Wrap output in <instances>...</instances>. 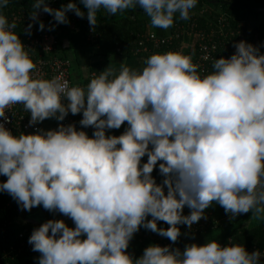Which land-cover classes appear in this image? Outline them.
<instances>
[{
  "label": "clouds",
  "instance_id": "clouds-1",
  "mask_svg": "<svg viewBox=\"0 0 264 264\" xmlns=\"http://www.w3.org/2000/svg\"><path fill=\"white\" fill-rule=\"evenodd\" d=\"M80 3L90 26L101 9L116 15L139 6L152 27L167 30L176 18L190 19L198 0ZM8 4L0 0V9ZM32 7L34 23L41 9L58 24L69 22L68 12L85 17L75 3L54 10L45 0H34ZM16 27L0 11V117L23 105L29 126L82 113L80 125L96 129L92 138L75 124L13 135L0 123V176L7 177L0 192L22 210L42 205L75 225L49 220L33 230L28 243L41 254L37 264H261L259 250L249 253L240 244L221 246L216 240L183 251L153 245L138 259L126 252L141 227L176 242L178 225L191 228L213 202L233 219L250 211L264 219V54L259 47L235 44V54L216 59L207 75L200 74L191 55L167 52L151 55L142 69L109 66L86 87L69 86L63 73L44 79L34 71L32 50ZM125 122L119 137L106 134ZM160 161L165 179L157 185L151 174ZM186 206L189 215H183ZM158 221L170 227L158 228Z\"/></svg>",
  "mask_w": 264,
  "mask_h": 264
},
{
  "label": "crops",
  "instance_id": "crops-1",
  "mask_svg": "<svg viewBox=\"0 0 264 264\" xmlns=\"http://www.w3.org/2000/svg\"><path fill=\"white\" fill-rule=\"evenodd\" d=\"M23 1L24 0H9L8 7L5 9H0V11H2L6 15V17L7 15L9 16L16 11L23 12ZM70 1L71 3H75L78 7H80L82 11L86 10L80 3V0ZM212 1L219 2L218 0ZM244 1L255 3L258 0ZM45 3L46 6L54 10H59L62 7L58 5L57 0H47L45 1ZM220 5L221 3L219 2V4H211L210 6H208L204 3L202 4V0H198L196 7L191 10L190 19L181 20L180 22L179 19L176 18L179 22L176 21V23H174L173 26L167 30H160L163 36L172 35L179 25L188 24L189 22L194 20L195 16H199L200 18L204 17L203 14L207 15V17L210 16L211 18L215 17V15L218 17L224 16L229 19V23L233 24L232 22H235V26L236 24L246 25L247 22L245 21L250 17V14H248L247 11L238 10L227 6L220 7ZM136 8L125 10L123 13H118L116 15H110L105 10L101 9L97 13L95 26H90L86 15L82 19L80 17H77L73 12H68L66 14L69 21L66 24H58L54 20V17L52 15L43 12L42 9L38 11V20L35 23L30 18V14H28V12L26 11L24 12L29 15L30 24H34L37 26H39L40 22H43L44 25L47 26V24L51 23V21L53 20L52 30L54 31L57 40V55L59 56V58H65L71 62V83L75 86H84L92 76H98L100 72L104 71L109 66L117 70L120 68L122 63L134 69H142L145 66L144 61L150 57V54L142 52L138 53L136 51V44L131 43L130 45V43L126 42L127 44L125 46H122V49H114L115 44H119L121 40L124 41L126 39L124 37L126 36V31L134 27L133 24L137 23V20L142 22L141 24L143 27V32L141 33H143L144 35H147L148 33H155V31L157 30L156 27L148 26L150 18L145 13L139 14ZM73 15L75 16V18H77V20L81 19V21L79 20L78 22L76 21L73 23L71 21ZM17 35H19L22 43H24L26 36H21L19 32L17 33ZM184 39V43L186 44L185 47L191 50V48L195 45V39L190 35H185ZM135 41L137 42V38ZM190 50H188L186 53L191 52ZM68 116L73 119L74 123L77 126V131H85L89 135V138H92V134L94 131H90L85 127H82L79 123L83 119L82 113L76 115H72L71 113H69ZM61 123L62 121H58L55 118H49L41 122L40 130H43L45 132L56 130L59 128ZM127 127V122H125V124L122 125L120 129L107 130L106 134L109 136L122 135ZM151 147L152 146L150 145V149ZM147 160V156L143 157L141 166L143 165V163H146ZM151 175L154 178V171ZM164 179L165 177L159 174L157 180L155 179L157 185L162 184V181ZM165 191L167 190L165 189ZM213 203L214 205L211 206H215L216 210L219 213H226L222 206L215 202ZM39 207H42V215H40L38 219L39 221H42L38 225H31L30 223L25 222L24 220H22L23 216L18 219V223L20 225L28 224L32 227H40L49 220H63L68 227H75L73 221L69 217L64 216L62 213H59L58 211L52 212L49 210H45L42 205ZM185 208L187 209V207ZM181 226L182 228H185L183 227V225ZM83 238L86 239V236ZM261 257H264V255H262Z\"/></svg>",
  "mask_w": 264,
  "mask_h": 264
},
{
  "label": "built area",
  "instance_id": "built-area-1",
  "mask_svg": "<svg viewBox=\"0 0 264 264\" xmlns=\"http://www.w3.org/2000/svg\"><path fill=\"white\" fill-rule=\"evenodd\" d=\"M7 18L10 23H16L17 27L14 30L16 34L19 26L26 32L25 42L23 44L26 48L32 50L30 56L37 65L34 71L44 79H51L53 76L63 73L64 78L69 82V86H75L70 80L71 62L68 59L59 58L57 55V40L52 30L53 20L45 26L43 31L39 29V26L34 24H32L33 26L30 31H26L30 21L29 16L24 11H16L9 16L7 15ZM79 20L81 21V19ZM79 20H77L74 15L73 18H71L73 23ZM248 30L249 26L245 24H236L235 26L229 23V19L224 16L218 17L216 21L214 20L213 25L207 28H201L198 21L194 19L188 24L179 25L176 31L169 36H159L156 33H148L147 35L139 34L137 36L136 51L138 53H149L150 56L167 52H182L184 55H191L192 62L199 66L198 71L200 74L207 75L213 70V62L216 59L230 58L236 52L234 45L241 41L259 47L260 52L264 54V43L259 40L258 36H255L254 39L251 38ZM185 35H190L195 39V45L191 50L185 47ZM188 50L191 52L186 53ZM94 77L95 76H92L87 84ZM87 84L82 87H86ZM30 119V113L24 110L23 105H14L11 110H6L5 117H0V123H4L5 127L11 131L13 135H19L21 133L25 135L37 134V131L40 130L41 122L29 126ZM6 120L8 121L7 123H5ZM61 124L68 126L75 123L70 116H67ZM37 208H39V206L34 207L30 212ZM12 210L16 211L19 218L30 213L27 210H22L11 196L4 200L2 192H0V216ZM187 212L188 209L185 208L183 214L187 215ZM204 217L205 218L201 219L198 223L192 225L191 228L186 225H183V227L197 233L219 223V220H217L216 217L214 218L213 214L209 211L204 212ZM11 224L12 223L10 222L9 224L5 218L1 219L0 234H4ZM33 230L34 229L26 228L18 234V253L23 250L34 252L32 251V245L28 243ZM157 246L164 247L162 245ZM262 253H264V251Z\"/></svg>",
  "mask_w": 264,
  "mask_h": 264
},
{
  "label": "trees",
  "instance_id": "trees-1",
  "mask_svg": "<svg viewBox=\"0 0 264 264\" xmlns=\"http://www.w3.org/2000/svg\"><path fill=\"white\" fill-rule=\"evenodd\" d=\"M47 1V0H45ZM221 5L220 7H232L238 10L247 11L250 14V17L246 19V26H249V36L251 38H255L258 36L259 40L264 43V0H258L255 3H251L244 0H218ZM33 2L34 0H24L22 9L28 14L33 12ZM59 6H65L68 3H71L70 0H57ZM206 4L210 6L209 0H202V4ZM250 9H259V10H249ZM86 9V8H85ZM139 14L144 13L143 9L139 6L136 8ZM87 16V9L84 11ZM204 17L195 16V20L198 21V24L201 28L211 27L213 25L214 20L216 21L218 16L215 17H207V15L203 14ZM29 16V15H28ZM214 19V20H213ZM181 22L178 19H175L174 23ZM232 21V20H231ZM142 22L137 20V23H134V27L130 30L126 31V39L124 41H120L119 44H115L114 49L121 48L125 46L127 43L137 44L135 41L139 34H143L142 30ZM210 23V24H209ZM235 25V22H232ZM149 27L150 22L148 24ZM25 35L26 32L22 30V27L19 26L17 33ZM155 33L159 36H163L160 28H157ZM127 42V43H126ZM122 49V48H121ZM126 54V53H125ZM262 54V53H261ZM119 137L120 135H116ZM163 163V161L158 162L157 167L154 171V179L157 180L159 172V164ZM7 181L6 176H0V183H4ZM3 199L6 200L10 198V195L6 192H2ZM214 205V203L212 204ZM187 207V206H186ZM42 211V207L37 208ZM188 212L187 215L190 214V209L187 207ZM205 211H209L213 214L214 218L216 217L219 220L218 224L211 226V228H207L204 231L200 232H192L187 230V228H182L181 225H178L181 231V236L178 238L176 242H172L167 238V244H159L164 247L170 246L172 248H179L181 251L185 249L186 246L191 244H197L199 246H204L212 240H216L221 244V246H230V244H240L245 247V249L249 252H255V250H259L261 253L264 251V219H256L253 218V212H249L246 214H240L236 216L234 219L230 214L221 217L220 213L216 210L215 206H210ZM185 215V214H183ZM5 218L7 222L12 223L11 226L8 227L4 234H0V264H37V260L40 257L39 252H30L28 250H23L18 253L19 250V240L18 234L26 228L35 229L36 227H32L28 224L20 225L18 223V214L16 211L12 210L10 212H6L3 216H0V220ZM152 217L148 216L146 219L151 220ZM251 219L258 220L259 223L251 224L250 226L246 225V222ZM257 221V222H258ZM158 228L167 230L170 225L166 222L158 221ZM155 234L151 230L145 229L143 227L134 235L133 239L130 241L129 248L126 250L127 254L132 255L134 259H138L143 255V252L146 248L149 247L147 239L148 237H152ZM158 245V244H156Z\"/></svg>",
  "mask_w": 264,
  "mask_h": 264
},
{
  "label": "water",
  "instance_id": "water-1",
  "mask_svg": "<svg viewBox=\"0 0 264 264\" xmlns=\"http://www.w3.org/2000/svg\"><path fill=\"white\" fill-rule=\"evenodd\" d=\"M209 3L211 4H219V2L217 1H212L209 0ZM250 10H259V9H250ZM86 129L90 130V131H96V129L94 127H87ZM42 215V211L39 209H36L32 212H30L29 214H26L22 217V220H24L25 222L30 223L31 225H38L41 221H39L38 217Z\"/></svg>",
  "mask_w": 264,
  "mask_h": 264
},
{
  "label": "rangeland",
  "instance_id": "rangeland-1",
  "mask_svg": "<svg viewBox=\"0 0 264 264\" xmlns=\"http://www.w3.org/2000/svg\"><path fill=\"white\" fill-rule=\"evenodd\" d=\"M226 216L227 213L225 214H222L220 213V216L223 217V216ZM258 221V220H257ZM255 219H251V221H247L246 222V225L247 226H250L251 224H256V223H259V221L257 222ZM147 242H148V245L149 247L150 246H153V245H156V244H163V245H166L167 244V238L166 237H162L160 236L159 234H155L154 236L152 237H148L147 239ZM261 264H264V257H261Z\"/></svg>",
  "mask_w": 264,
  "mask_h": 264
}]
</instances>
